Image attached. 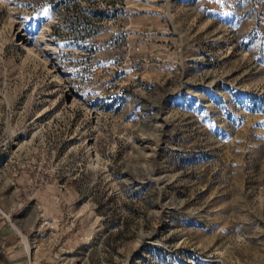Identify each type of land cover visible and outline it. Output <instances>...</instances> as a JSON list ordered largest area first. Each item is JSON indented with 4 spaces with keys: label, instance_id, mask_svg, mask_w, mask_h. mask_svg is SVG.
Returning a JSON list of instances; mask_svg holds the SVG:
<instances>
[{
    "label": "rangeland",
    "instance_id": "rangeland-1",
    "mask_svg": "<svg viewBox=\"0 0 264 264\" xmlns=\"http://www.w3.org/2000/svg\"><path fill=\"white\" fill-rule=\"evenodd\" d=\"M0 264H264V0H0Z\"/></svg>",
    "mask_w": 264,
    "mask_h": 264
},
{
    "label": "bare ground",
    "instance_id": "bare-ground-1",
    "mask_svg": "<svg viewBox=\"0 0 264 264\" xmlns=\"http://www.w3.org/2000/svg\"><path fill=\"white\" fill-rule=\"evenodd\" d=\"M28 51H29V50H28ZM30 52H31V51H30ZM30 52H29V53H30Z\"/></svg>",
    "mask_w": 264,
    "mask_h": 264
}]
</instances>
